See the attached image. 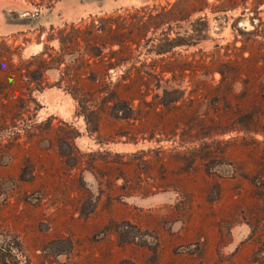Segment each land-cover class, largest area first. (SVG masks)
Segmentation results:
<instances>
[{"label":"rangeland","instance_id":"obj_1","mask_svg":"<svg viewBox=\"0 0 264 264\" xmlns=\"http://www.w3.org/2000/svg\"><path fill=\"white\" fill-rule=\"evenodd\" d=\"M0 264H264V0H0Z\"/></svg>","mask_w":264,"mask_h":264},{"label":"trees","instance_id":"obj_2","mask_svg":"<svg viewBox=\"0 0 264 264\" xmlns=\"http://www.w3.org/2000/svg\"><path fill=\"white\" fill-rule=\"evenodd\" d=\"M162 128H164L165 129V126L164 127H162ZM162 128H160V129H162ZM191 129V128H190ZM160 133H162V130L160 131ZM182 135L183 136H188V137H193L194 135H193V132L192 131H184L183 133H182ZM194 138H199V137H194Z\"/></svg>","mask_w":264,"mask_h":264}]
</instances>
